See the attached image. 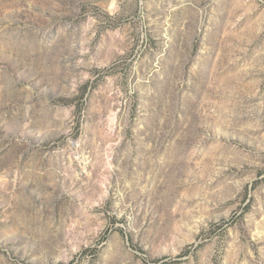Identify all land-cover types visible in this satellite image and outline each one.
Masks as SVG:
<instances>
[{
	"label": "rangeland",
	"instance_id": "obj_1",
	"mask_svg": "<svg viewBox=\"0 0 264 264\" xmlns=\"http://www.w3.org/2000/svg\"><path fill=\"white\" fill-rule=\"evenodd\" d=\"M0 264H264V0H0Z\"/></svg>",
	"mask_w": 264,
	"mask_h": 264
}]
</instances>
